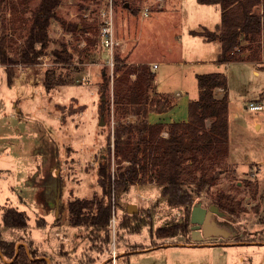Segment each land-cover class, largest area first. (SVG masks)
Here are the masks:
<instances>
[{"label":"rangeland","instance_id":"1","mask_svg":"<svg viewBox=\"0 0 264 264\" xmlns=\"http://www.w3.org/2000/svg\"><path fill=\"white\" fill-rule=\"evenodd\" d=\"M5 1L0 0V20ZM28 1L31 9L41 2ZM5 13L10 17L8 9ZM31 15L27 11L21 16L29 23ZM55 15L43 54L35 63L13 64L12 84L0 63V132L8 129L0 136L6 139L0 145V239L16 246L12 258L0 253V264H12L20 247L31 260L49 264H228L232 258L239 264L240 253L232 254L225 243L256 234L257 240L264 239V125L257 128L255 118L264 122V110L247 107L264 89V71L256 74L247 63L225 64L220 61L221 44L190 32L218 30L220 6L199 0H61ZM106 21H112L117 39H124L115 52L114 71L121 68L114 77L102 43ZM15 23L13 58L27 35L19 18ZM1 31L0 23V36ZM63 48L72 54L71 62L56 61L54 51ZM150 58L160 62L153 68L154 90L172 102L198 98L197 74L228 75L229 147L241 172L229 164L218 184L195 199L194 205L200 202L210 211L214 230H220L203 241L209 244H199L192 236L193 207L187 235L160 238L156 230L181 223L185 207L171 205L155 183H136L114 196L99 174L109 147L112 169L116 167L114 105L127 71ZM52 70L63 84L45 85V73ZM221 192L240 200L244 210L233 215L219 209L215 196ZM131 203L137 205L136 213L128 212ZM8 208L22 213L27 226H5ZM237 230L241 232L229 236Z\"/></svg>","mask_w":264,"mask_h":264},{"label":"trees","instance_id":"2","mask_svg":"<svg viewBox=\"0 0 264 264\" xmlns=\"http://www.w3.org/2000/svg\"><path fill=\"white\" fill-rule=\"evenodd\" d=\"M60 1L41 0L35 9L30 8L28 0L2 3L0 63L6 68L9 84L16 77L13 64H32L43 54L49 42L48 28ZM199 1L216 3L221 8L219 31L208 28L192 31L208 41H221L220 61H264V0ZM7 9L10 17L5 13ZM27 11L32 13L29 23L21 16ZM17 18L27 35L17 51V58H13L11 51L17 43L14 37L18 31ZM63 25L72 30L71 24ZM54 56L59 62L72 60V54L66 48L55 50ZM120 68L117 67L116 74ZM155 79L156 73L147 62L129 67L114 105L113 156L116 167L112 169L109 147L108 154L102 155L99 174L114 196L119 197L136 183H155L171 205L184 206L186 216L181 223L156 230L158 237L166 238L187 235L189 211L195 199L202 192H209L228 170L229 81L222 71L197 74L199 96L189 102L188 119L151 123L148 118L151 110L164 112L172 106L169 96L154 91ZM64 82L56 76L55 70L45 73L44 83L48 87ZM217 89L223 90L221 96L217 95ZM215 203L219 209L233 215L244 210L240 200L225 192L215 196ZM3 222L5 226H27L26 217L14 208L6 209ZM0 253L14 257L15 243L0 239ZM30 254L35 256L32 250ZM29 256L26 249L20 247L12 264H49L46 259L31 260Z\"/></svg>","mask_w":264,"mask_h":264},{"label":"crops","instance_id":"3","mask_svg":"<svg viewBox=\"0 0 264 264\" xmlns=\"http://www.w3.org/2000/svg\"><path fill=\"white\" fill-rule=\"evenodd\" d=\"M222 16V15H221ZM220 30V26L219 29L216 31ZM192 31H197V30H190V32L192 33ZM202 31V30H199ZM198 31V32H199ZM124 40V39H123ZM121 40V41H123ZM213 42L217 43V44H221V41L219 39L217 40H213ZM220 50V49H219ZM221 51V50H220ZM140 60H135V62H139ZM140 62H147L150 64V66L153 68V64L154 63H160L158 60L150 58L148 60H143ZM208 63V62H207ZM241 63H247V64H251L255 70L256 74H260V72L263 70L264 71V61H231V62H225V64H241ZM159 65V64H158ZM158 68V66H157ZM214 72V71H213ZM229 81V79H228ZM155 91V90H154ZM158 92V91H155ZM161 93V92H159ZM216 93L218 96H221L223 94V90L222 89H217ZM181 94L183 96L188 95V92L185 89L181 90ZM199 96V95H198ZM230 98V97H229ZM259 100V101H264V89L262 90H258L257 93L254 95V97L251 100ZM193 100V98L191 97H182V98H178V99H174L172 103L171 108H169L168 110L164 111V112H160L157 110H151L149 112L148 118L149 121L151 123H159V122H174V121H183V120H187L188 119V107H189V102ZM230 108H231V99H230ZM230 112H229V124H230ZM256 121H257V128H260L264 125V122L262 121V119L255 117ZM259 125V126H258ZM230 128V126H229ZM3 130H1L0 132V136L3 135L6 131H8L7 126H5V128H2ZM3 139V140H2ZM6 139L4 138H0V145L3 144V146L6 144L5 143ZM228 164H231L235 170H238V162L236 160V158L233 156L232 151L230 150L229 147V155H228V159H227ZM241 172V171H239ZM240 231H229L228 234L229 236L233 235L232 237H235L237 235V233H240ZM262 232V231H260ZM259 234V233H258ZM256 237L258 238V235L256 234ZM257 238H252L250 240H239V242H227L225 243V249L227 248V250H229V252L233 253H240V261L239 264H264V239L262 238V240H257ZM34 240V239H32ZM192 244V243H190ZM199 244H209L206 242L202 243L200 242ZM214 246H220V243L216 242L213 244ZM240 249V250H239ZM228 264H237L234 262V259L232 258V260L228 263Z\"/></svg>","mask_w":264,"mask_h":264},{"label":"water","instance_id":"4","mask_svg":"<svg viewBox=\"0 0 264 264\" xmlns=\"http://www.w3.org/2000/svg\"><path fill=\"white\" fill-rule=\"evenodd\" d=\"M100 123L104 124V120L102 119ZM211 209L217 208L211 207ZM137 210L138 208L136 204L131 203L128 205L129 213H136ZM209 212L210 211L206 207H203L200 202L193 206L191 214V222L193 223L192 236L196 241H204L206 238H208L209 235L213 234L212 231H220L214 230V226L210 225L211 223L209 219ZM208 227L210 228L209 230H207ZM203 229L205 230V232L203 231Z\"/></svg>","mask_w":264,"mask_h":264},{"label":"built area","instance_id":"5","mask_svg":"<svg viewBox=\"0 0 264 264\" xmlns=\"http://www.w3.org/2000/svg\"><path fill=\"white\" fill-rule=\"evenodd\" d=\"M149 12V8L145 9V14H148ZM103 39H102V43L103 46L107 49L108 53H109V65H110V70H111V76L114 77L115 76V71L114 68L117 65V61H116V56H115V52L117 47L121 44V39H117L114 29H113V24L112 21H106V23L103 25ZM158 63H154L153 64V68H157ZM89 82V81H87ZM247 107L250 110L253 111H260V110H264V101H249V103L247 104Z\"/></svg>","mask_w":264,"mask_h":264}]
</instances>
